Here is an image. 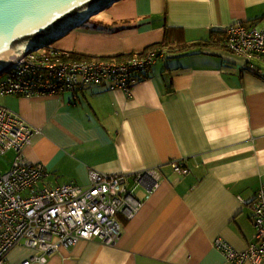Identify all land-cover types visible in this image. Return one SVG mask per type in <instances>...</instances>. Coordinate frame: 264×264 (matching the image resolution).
Listing matches in <instances>:
<instances>
[{
    "label": "crops",
    "instance_id": "crops-1",
    "mask_svg": "<svg viewBox=\"0 0 264 264\" xmlns=\"http://www.w3.org/2000/svg\"><path fill=\"white\" fill-rule=\"evenodd\" d=\"M108 7L113 15L93 18L58 50L136 53L168 36L174 51L140 72L129 96L91 86L3 96L0 103L37 131L23 157L43 165L38 186L85 187L90 170L145 169L155 171L156 186L129 182L142 206L131 220L117 216L123 228L114 245L79 242L47 264H230L213 241L247 248L254 229L240 199L252 201L264 184V56L252 68L225 48L177 53L237 22L261 26L264 0H123ZM172 160H183L188 174L174 173ZM35 253L16 245L5 260L17 264Z\"/></svg>",
    "mask_w": 264,
    "mask_h": 264
},
{
    "label": "built area",
    "instance_id": "built-area-1",
    "mask_svg": "<svg viewBox=\"0 0 264 264\" xmlns=\"http://www.w3.org/2000/svg\"><path fill=\"white\" fill-rule=\"evenodd\" d=\"M259 22L261 26L257 22H237L224 29L225 47L245 58L252 68V62L264 56V17ZM167 53L170 51L156 49L122 60L77 61L70 52L37 49L0 75V97L50 96L91 86L121 90L129 96L140 72ZM36 132L17 113L0 104V156L13 153L9 169L0 172V264H10L5 259L16 245L36 252L17 264H47L52 253L84 241L114 245L123 228L117 216L131 220L142 206L129 182L151 191L156 186L155 171L145 169L126 175L90 170L85 187H40L43 165L23 157ZM170 166L178 175L189 172L180 160L170 161ZM241 201L251 211L252 242L238 252L216 238L214 248L231 264H264V184L252 201Z\"/></svg>",
    "mask_w": 264,
    "mask_h": 264
},
{
    "label": "water",
    "instance_id": "water-1",
    "mask_svg": "<svg viewBox=\"0 0 264 264\" xmlns=\"http://www.w3.org/2000/svg\"><path fill=\"white\" fill-rule=\"evenodd\" d=\"M118 0H0V74Z\"/></svg>",
    "mask_w": 264,
    "mask_h": 264
},
{
    "label": "trees",
    "instance_id": "trees-1",
    "mask_svg": "<svg viewBox=\"0 0 264 264\" xmlns=\"http://www.w3.org/2000/svg\"><path fill=\"white\" fill-rule=\"evenodd\" d=\"M224 38H225V30L211 32L209 37H207V39L183 45L182 47H180L179 51L180 52H197V51H202L203 49H206V48H223L221 44ZM168 45H169V38L168 36L165 35V38L162 42L150 45L140 52L127 53L128 56L126 57H122L123 54L105 55V56H97V55L85 56V55L75 53V52H70V54L72 55V58L77 61H87L84 59H89L88 61H90V60H96V59L115 58V57L116 58L119 57V59H126L134 55H138V56L143 55L147 53L148 51H152L156 49H166V50H169L170 53H172L174 50L167 48ZM45 50H49V49H45Z\"/></svg>",
    "mask_w": 264,
    "mask_h": 264
},
{
    "label": "rangeland",
    "instance_id": "rangeland-1",
    "mask_svg": "<svg viewBox=\"0 0 264 264\" xmlns=\"http://www.w3.org/2000/svg\"><path fill=\"white\" fill-rule=\"evenodd\" d=\"M122 1L123 0H118L116 2H113L110 5V7L117 6ZM108 8H105V9L101 10L100 12H98L97 14L91 16V18L88 21H86L85 23H83V25L81 27H75V28H73L67 34L63 35L61 38H59L55 42L51 43L50 45H47L45 47L40 48L39 51H42L43 49H47V48L48 49H55V50H58L59 49L60 50L61 49L60 47H61L64 39L69 40L71 37L73 39V36H72L73 33H77V32L80 31V29L87 27L90 24V22L93 20V18H95V17L96 18H101L104 15H113L112 12H110ZM177 54L182 55L183 52H178ZM82 55H84V54H82ZM180 55L178 57H181ZM85 56H91V55H85ZM126 56H128L127 53H124L122 57H126ZM115 59L122 60V59H119V57H117V58L115 57ZM84 60H89V59H84ZM2 105H3V103H2ZM12 158H13V153H11V152L10 153H7L5 155L0 156V172L1 173H4V172H6L9 169L10 163L12 161Z\"/></svg>",
    "mask_w": 264,
    "mask_h": 264
},
{
    "label": "bare ground",
    "instance_id": "bare-ground-1",
    "mask_svg": "<svg viewBox=\"0 0 264 264\" xmlns=\"http://www.w3.org/2000/svg\"><path fill=\"white\" fill-rule=\"evenodd\" d=\"M61 37H62V36H61ZM61 37H59V38H61ZM59 38H58V39H59ZM58 39H56V40H58ZM56 40H55V41H56ZM55 41H53V42H55ZM224 41H225V39L222 40V44H221V45L223 46V48H225L226 50H228V49L225 47V45H224ZM53 42H52V43H53ZM49 45H50V44H49ZM47 49H48V48H47ZM228 51H230V50H228ZM231 52H232V51H231ZM233 53H234V52H233ZM0 75H1V74H0ZM180 161L182 162L183 160H180ZM169 165H170V162H169ZM182 165H183L184 167H186V166L184 165L183 162H182ZM170 167H171V166H170ZM186 168H187V167H186ZM187 169H188V168H187ZM172 170H173V169H172ZM188 171H189V169H188ZM173 172H174V171H173ZM240 200H241V199H240ZM241 202H242V201H241ZM243 205H244V204H243ZM251 224H252V223H251ZM252 226H253V225H252ZM253 229H254V228H253ZM250 243H251V242H249L248 245H249ZM248 245H247V247H248ZM245 250H246V249H245ZM236 251H237V250H236ZM243 251H244V250H243ZM238 252H242V251H238ZM223 257H224V256H223ZM224 259H225V258H224ZM225 261H227V260L225 259ZM227 262H228V261H227ZM228 263H229V262H228Z\"/></svg>",
    "mask_w": 264,
    "mask_h": 264
}]
</instances>
